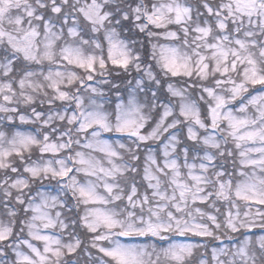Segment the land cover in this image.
<instances>
[{
  "label": "snow or ice",
  "instance_id": "1",
  "mask_svg": "<svg viewBox=\"0 0 264 264\" xmlns=\"http://www.w3.org/2000/svg\"><path fill=\"white\" fill-rule=\"evenodd\" d=\"M0 264H264V0H0Z\"/></svg>",
  "mask_w": 264,
  "mask_h": 264
}]
</instances>
